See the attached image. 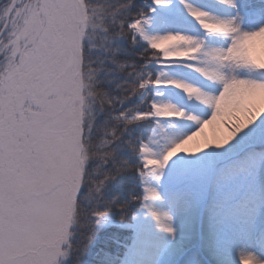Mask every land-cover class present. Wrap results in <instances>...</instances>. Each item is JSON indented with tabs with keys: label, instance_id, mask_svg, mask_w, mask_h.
I'll return each instance as SVG.
<instances>
[{
	"label": "snow or ice",
	"instance_id": "snow-or-ice-1",
	"mask_svg": "<svg viewBox=\"0 0 264 264\" xmlns=\"http://www.w3.org/2000/svg\"><path fill=\"white\" fill-rule=\"evenodd\" d=\"M0 264H264V0H0Z\"/></svg>",
	"mask_w": 264,
	"mask_h": 264
},
{
	"label": "rangeland",
	"instance_id": "rangeland-1",
	"mask_svg": "<svg viewBox=\"0 0 264 264\" xmlns=\"http://www.w3.org/2000/svg\"><path fill=\"white\" fill-rule=\"evenodd\" d=\"M207 127H208V126H207ZM207 127H206V128H207ZM210 127L214 128V131L210 132L208 129H206V130L204 131V133H202L201 136L197 138V141H193V144H195V143L198 142V141H202L205 137L211 139V138L216 134V129H215V127L212 126V125H210ZM210 127H209V129H210ZM255 195H257V196L259 195V190H258V188L255 190Z\"/></svg>",
	"mask_w": 264,
	"mask_h": 264
},
{
	"label": "bare ground",
	"instance_id": "bare-ground-1",
	"mask_svg": "<svg viewBox=\"0 0 264 264\" xmlns=\"http://www.w3.org/2000/svg\"><path fill=\"white\" fill-rule=\"evenodd\" d=\"M209 127H210V126H208L206 129H208L210 132L214 131V128L210 127V129H209ZM206 129H205V130H206Z\"/></svg>",
	"mask_w": 264,
	"mask_h": 264
}]
</instances>
